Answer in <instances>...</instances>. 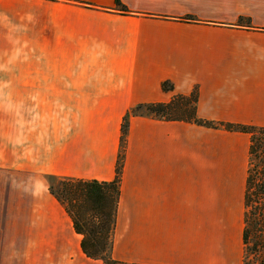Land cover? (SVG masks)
I'll list each match as a JSON object with an SVG mask.
<instances>
[{"label":"crops","instance_id":"1","mask_svg":"<svg viewBox=\"0 0 264 264\" xmlns=\"http://www.w3.org/2000/svg\"><path fill=\"white\" fill-rule=\"evenodd\" d=\"M120 2L128 12L114 0H0V254L105 264L82 252L44 176L111 181L132 108L196 90L197 118L264 127V0ZM6 78L23 96L12 107ZM249 144L244 132L130 115L111 257L242 264Z\"/></svg>","mask_w":264,"mask_h":264},{"label":"trees","instance_id":"2","mask_svg":"<svg viewBox=\"0 0 264 264\" xmlns=\"http://www.w3.org/2000/svg\"><path fill=\"white\" fill-rule=\"evenodd\" d=\"M114 6L123 13L128 12L120 0H114ZM161 87L165 91L173 89L167 81L163 82ZM196 101L197 94L194 90L189 96L175 95L167 103L142 104L129 110L121 123L122 145L116 162V174L111 181L52 177L57 181L48 182L49 193L62 204L71 218L74 231L81 235L80 248L88 258L99 259L105 264H136L115 260L111 257L110 251L120 193L119 174L124 157L128 118L130 115H142L143 113L137 111L144 109L146 114L161 119H180L207 127H223L229 131H239L249 135L248 167L243 194L241 262L242 264H264V127L221 124L199 119L195 115ZM173 111H180L186 115L172 118L170 114Z\"/></svg>","mask_w":264,"mask_h":264},{"label":"rangeland","instance_id":"3","mask_svg":"<svg viewBox=\"0 0 264 264\" xmlns=\"http://www.w3.org/2000/svg\"><path fill=\"white\" fill-rule=\"evenodd\" d=\"M7 79V82L4 80L3 82V88H2V100H3V103L6 104L7 106L10 105V107H12L13 105V102H16L17 100H20L22 99V95H18L16 93H13L11 90V87L9 86L11 83H10V78H6ZM8 86H6V84ZM20 90H23L22 88H19ZM181 103H184V101H180ZM180 104V103H179ZM7 110L5 111V114L6 118H9V115H11V112ZM4 112V111H3ZM138 113H143V114H146V111L144 109H140L137 111ZM2 114V116H3ZM186 114H184L183 112H178V111H173L171 114H170V117L172 118H180V117H184ZM122 143L120 142V147H121ZM44 181L46 183H55L57 180L56 178H53L50 177L49 175H45L44 176ZM11 229V226H10V222L7 221V222H3V225H2V230L4 232V237H3V240H10V236L7 235V233H9ZM25 229V225L24 227L22 228V230ZM24 239V238H23ZM23 239H20L19 240V243L18 244H25V242H22ZM35 244H39L37 241H34ZM4 248H6L4 246ZM21 250V248H20ZM32 250L30 251H20V252H4L2 254H0V264H35L34 263V254H32Z\"/></svg>","mask_w":264,"mask_h":264}]
</instances>
